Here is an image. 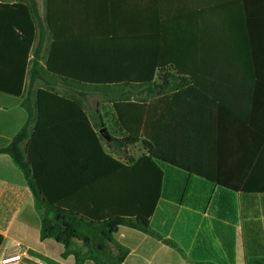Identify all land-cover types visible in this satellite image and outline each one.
Segmentation results:
<instances>
[{"label": "trees", "instance_id": "obj_1", "mask_svg": "<svg viewBox=\"0 0 264 264\" xmlns=\"http://www.w3.org/2000/svg\"><path fill=\"white\" fill-rule=\"evenodd\" d=\"M174 6L184 10H161L155 28L140 32V80L134 81L151 101L114 103L127 135L117 142L134 144L140 131L147 154L137 164L154 170L142 191L129 187L128 205L120 206L119 187L111 199L91 191L96 177L72 142L75 123L96 136L84 109L87 95L64 96L53 88H40L35 97L23 94L27 76L28 87L44 76L79 88L101 82L64 77L55 42L44 53L51 23L47 17L43 23L37 0L0 2V39L16 41L0 55V63L13 69L12 78L0 80V92L24 95L27 112L26 123L0 153L10 155L25 176L41 217V238L61 243L76 264H123L127 249L115 240L119 227L149 232L163 178L156 161L242 194H264V0H175ZM179 140L195 151L208 147L209 158L202 159L208 164L219 158V149L237 153L238 173L203 172L202 161L185 162L164 144ZM105 157L117 170L135 163ZM3 240L0 235V247Z\"/></svg>", "mask_w": 264, "mask_h": 264}, {"label": "crops", "instance_id": "obj_2", "mask_svg": "<svg viewBox=\"0 0 264 264\" xmlns=\"http://www.w3.org/2000/svg\"><path fill=\"white\" fill-rule=\"evenodd\" d=\"M37 2L43 23L46 17L51 23L44 53L47 55L55 42L57 65L64 77L101 82L81 88L72 81L57 82L65 91H58L61 95H94L93 102L84 101V109L96 136L83 122L75 123L71 132L79 155L86 156L96 177L91 191L111 199L119 187L124 192V197L118 198L119 205L127 206L129 187L142 191L145 176L154 174V170L137 164L147 154L140 131L139 141L134 144L117 142L127 135L114 103L119 96H136L131 100L140 102V95H147L140 81H134L140 80V32L155 28L161 10L184 9L175 7V0H45L43 17ZM3 27L0 16V31ZM12 43L16 41L0 39V55H5ZM12 76L13 69L0 63V80ZM28 84L27 76L24 95ZM96 94L112 99L97 102ZM24 95L0 92V148L10 144L26 123ZM157 105L154 102L156 109ZM186 143L179 140L164 144L185 162L209 158L208 147L203 148L204 152L195 151ZM105 155L123 164L135 163L130 165L131 170H117ZM237 156L219 149V158L212 159L211 164L202 161L201 170L234 176L238 173ZM156 163L163 178L149 218V232L122 225L115 236L117 244L127 249L123 264H264V194H242L172 164ZM16 165L10 155L0 153V235L4 238L0 252L2 257L21 255L18 261L0 260V264H76L72 255L64 256L61 243L41 238V217L34 196ZM62 185H68L66 178Z\"/></svg>", "mask_w": 264, "mask_h": 264}, {"label": "rangeland", "instance_id": "obj_3", "mask_svg": "<svg viewBox=\"0 0 264 264\" xmlns=\"http://www.w3.org/2000/svg\"><path fill=\"white\" fill-rule=\"evenodd\" d=\"M39 4H40V9H41V15L44 17V14H45V0H39ZM50 82L53 83V85L51 86ZM50 85H48V84ZM40 88H53L54 90L56 91H59L61 93H65V91L63 90V88H61V86L58 85L57 82H55L53 79H50L48 78L47 76H44V80L43 79H39L35 84L34 86H31V87H28L27 89V93H30V96L32 97H35V93L38 89ZM94 95H91L90 97L91 98H85V101L87 104H89L90 102H93V97ZM96 100L97 102H105V101H111L112 99V96H109V95H100V94H96ZM105 97V98H104ZM111 97V98H109ZM124 98H128V99H135L136 96H119L118 99H124ZM147 100L148 99V95H140V100ZM81 243H75V246L74 248L78 247ZM6 258L8 257L7 254H5V256L2 257V253L0 252V260H2L3 258Z\"/></svg>", "mask_w": 264, "mask_h": 264}, {"label": "built area", "instance_id": "obj_4", "mask_svg": "<svg viewBox=\"0 0 264 264\" xmlns=\"http://www.w3.org/2000/svg\"><path fill=\"white\" fill-rule=\"evenodd\" d=\"M21 259V255H13V256H8L6 258H3L1 260L2 263H10V262H14V261H18Z\"/></svg>", "mask_w": 264, "mask_h": 264}]
</instances>
